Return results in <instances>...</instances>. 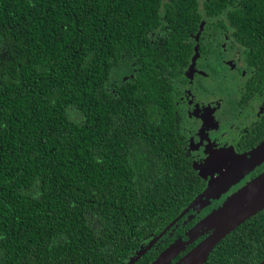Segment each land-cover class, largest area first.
<instances>
[{
  "label": "trees",
  "instance_id": "obj_1",
  "mask_svg": "<svg viewBox=\"0 0 264 264\" xmlns=\"http://www.w3.org/2000/svg\"><path fill=\"white\" fill-rule=\"evenodd\" d=\"M201 2L264 52V0H0V264H122L200 193L148 36ZM263 259L264 210L206 264Z\"/></svg>",
  "mask_w": 264,
  "mask_h": 264
},
{
  "label": "flooded vegetation",
  "instance_id": "obj_2",
  "mask_svg": "<svg viewBox=\"0 0 264 264\" xmlns=\"http://www.w3.org/2000/svg\"><path fill=\"white\" fill-rule=\"evenodd\" d=\"M206 6L198 4L202 19L197 29L190 27L172 48L169 27L160 26L148 36L155 54L164 59L158 65L159 77H168L176 129L204 187L160 232L144 238L122 264H158L161 259L163 264H187V256L210 233L196 231L197 226L264 172L263 161L243 178L239 174L232 181L222 180L240 159L264 145V52L248 45L250 30L245 26L236 33L228 11L208 17ZM254 33L255 40H264L263 32ZM127 62L119 75L124 81L134 79L139 70L137 61L130 57ZM218 180L222 181L215 184ZM173 246L175 251L164 258Z\"/></svg>",
  "mask_w": 264,
  "mask_h": 264
},
{
  "label": "water",
  "instance_id": "obj_3",
  "mask_svg": "<svg viewBox=\"0 0 264 264\" xmlns=\"http://www.w3.org/2000/svg\"><path fill=\"white\" fill-rule=\"evenodd\" d=\"M237 168H231L222 180H231L234 176L244 175L253 171L264 161V145L253 152L250 157H244ZM237 177V176H236ZM222 180L215 181L217 184ZM232 181V180H231ZM209 189H213L210 185ZM264 210V172L248 182L236 193L230 196L218 209L208 215L197 226L196 231H209V235L187 256V264H205L213 249L231 232L247 220ZM176 246L170 248L164 258H168L175 251ZM164 259L160 263L163 264ZM131 262L130 264H132ZM260 264H264V259Z\"/></svg>",
  "mask_w": 264,
  "mask_h": 264
},
{
  "label": "rangeland",
  "instance_id": "obj_4",
  "mask_svg": "<svg viewBox=\"0 0 264 264\" xmlns=\"http://www.w3.org/2000/svg\"><path fill=\"white\" fill-rule=\"evenodd\" d=\"M223 153V152H222Z\"/></svg>",
  "mask_w": 264,
  "mask_h": 264
}]
</instances>
